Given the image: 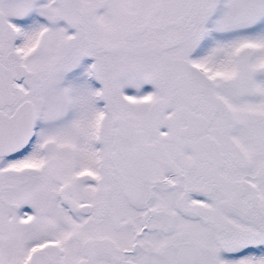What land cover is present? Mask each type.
Here are the masks:
<instances>
[{"label":"snow or ice","instance_id":"6c2138e0","mask_svg":"<svg viewBox=\"0 0 264 264\" xmlns=\"http://www.w3.org/2000/svg\"><path fill=\"white\" fill-rule=\"evenodd\" d=\"M0 264H264V0H0Z\"/></svg>","mask_w":264,"mask_h":264}]
</instances>
